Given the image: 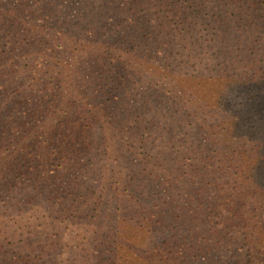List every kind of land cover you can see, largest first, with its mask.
Returning a JSON list of instances; mask_svg holds the SVG:
<instances>
[{
	"label": "trees",
	"instance_id": "16d2710c",
	"mask_svg": "<svg viewBox=\"0 0 264 264\" xmlns=\"http://www.w3.org/2000/svg\"><path fill=\"white\" fill-rule=\"evenodd\" d=\"M262 181L264 0H0V264H264Z\"/></svg>",
	"mask_w": 264,
	"mask_h": 264
},
{
	"label": "rangeland",
	"instance_id": "374dc122",
	"mask_svg": "<svg viewBox=\"0 0 264 264\" xmlns=\"http://www.w3.org/2000/svg\"><path fill=\"white\" fill-rule=\"evenodd\" d=\"M159 63H160V62H159ZM152 67H153V66H152ZM150 68H151V67H150ZM151 69H152V68H151ZM254 89H256V86L252 85V86H251V90H254ZM209 113H210L211 115H217V113H216L213 109H211V110L209 111ZM254 114H255L254 112H252L251 114H249V117H251V120H252V121H254V120L257 119V117L254 116ZM170 127H171V125H166L165 128L169 129ZM207 132H208V130H207V129H204V130H203V133H202V135H201V140L203 141L204 144H206L205 142L208 140V139H207V135H206ZM254 133H261V134H262L263 131H262V130H259V131L254 132ZM184 139H185V142H184V144H185L184 152H185V154H187V156H192V157H190V158H193V157L197 154V150L191 148V147L186 143V138H184ZM206 146H207V151H208V152L214 157L215 154H216V149H213V147H212L211 144H210V145L206 144ZM262 185H263V189H264V182H263V181H262ZM76 227H78V226H76ZM76 227H71L70 229H75ZM83 228H84V227H83ZM68 256H69V253H68L67 249L65 248L64 251L61 252V253L58 255V260H59V261H64L65 259L67 260ZM66 260H65V261H66Z\"/></svg>",
	"mask_w": 264,
	"mask_h": 264
}]
</instances>
